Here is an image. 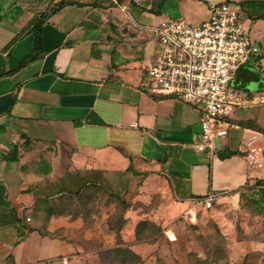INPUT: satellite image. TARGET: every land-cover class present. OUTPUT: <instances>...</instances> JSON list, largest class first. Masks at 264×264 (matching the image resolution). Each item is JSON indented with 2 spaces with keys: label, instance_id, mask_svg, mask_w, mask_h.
Wrapping results in <instances>:
<instances>
[{
  "label": "crops",
  "instance_id": "crops-1",
  "mask_svg": "<svg viewBox=\"0 0 264 264\" xmlns=\"http://www.w3.org/2000/svg\"><path fill=\"white\" fill-rule=\"evenodd\" d=\"M227 1L259 49L232 85L264 92V19L252 21L239 7L264 0H66L49 17L45 56L0 78V264H104L103 251L135 249V236L106 226L104 201L94 199L90 213L83 202L101 192L98 200L115 207L137 179L159 181L174 212L211 194L217 202L240 199L247 182H264V134L239 125L264 130V108L233 112L214 153L199 152L200 109L143 87L145 68L161 50L154 26L168 19L199 24L212 4ZM22 8L19 19H8L13 31L4 30L15 37L48 12ZM29 37L27 57L32 35L5 53L13 39L2 40L0 70L25 58L14 52ZM92 115L104 125L90 124Z\"/></svg>",
  "mask_w": 264,
  "mask_h": 264
},
{
  "label": "rangeland",
  "instance_id": "rangeland-1",
  "mask_svg": "<svg viewBox=\"0 0 264 264\" xmlns=\"http://www.w3.org/2000/svg\"><path fill=\"white\" fill-rule=\"evenodd\" d=\"M53 2L8 0L0 9V44L2 40L14 39L15 33L11 35L4 30L13 29L7 26L8 19H19L22 7L43 11L50 9ZM240 19L244 26L242 17ZM32 43L31 37L23 41L14 56L24 58L32 49ZM215 144L219 141L215 140ZM145 178L137 179V188L127 190L118 198L115 207L107 200H98L101 192L83 202V209L89 213L95 210L96 201L105 202L110 213L106 226L109 230L121 228L127 238L135 236L137 247L132 251L141 259L140 264H264V209L254 206L251 200L259 199L253 196L257 189L246 191L242 199L216 202L209 210L197 207L192 215H187L191 205L186 210L174 212L176 202L166 194L161 183L155 180L147 183ZM94 199L97 200L94 202ZM168 232L175 234V240L168 239ZM100 257L104 264H120L124 259L109 250L101 252Z\"/></svg>",
  "mask_w": 264,
  "mask_h": 264
},
{
  "label": "built area",
  "instance_id": "built-area-1",
  "mask_svg": "<svg viewBox=\"0 0 264 264\" xmlns=\"http://www.w3.org/2000/svg\"><path fill=\"white\" fill-rule=\"evenodd\" d=\"M240 18L233 4L221 2L212 4L209 18L199 24L168 19L154 29L161 50L145 68L143 87L153 96L200 109L199 152L214 153L215 140L228 134L226 119L233 112L264 108V92L245 94L232 85L241 67L259 54ZM217 200L213 194L194 199L187 215L197 207L209 210ZM167 237L176 238L172 232Z\"/></svg>",
  "mask_w": 264,
  "mask_h": 264
},
{
  "label": "trees",
  "instance_id": "trees-1",
  "mask_svg": "<svg viewBox=\"0 0 264 264\" xmlns=\"http://www.w3.org/2000/svg\"><path fill=\"white\" fill-rule=\"evenodd\" d=\"M121 1V0H118ZM166 0H164L165 2ZM227 3L233 4L230 1H227ZM68 2L66 0H61L59 3L55 4L52 6L50 9H48V12H42L39 15H36L28 24L27 28L21 32L18 36H16L4 49L3 52L5 53L8 51L24 34L25 35H32L34 37V49L32 53H30L27 57H25L21 61H14L15 64L14 66H11V68L8 71L5 70H0V78L3 77H10L14 75L15 73L21 71L25 67H27L29 64L38 61L39 59L43 58L47 51L44 49L42 41H43V28L45 24L47 23L49 17L51 15H54L58 13L61 9H63ZM240 10L244 13L247 14V16L252 20V21H258L261 19H264V2H256V1H249V2H241L239 3ZM156 14H159V11H154ZM1 19V16H0ZM90 124H96V125H104L102 120L95 116L92 115L90 120ZM239 125L241 126H249L251 129L261 132L264 134V130L257 126V125H252V124H246L243 122H239ZM17 148L11 154L16 153ZM235 153H230V155H234ZM7 159H10L9 156ZM132 169V168H130ZM245 192L252 190V189H257L255 190V193L253 196H259V199L251 198L252 203L254 206H257L261 210L263 208V203H264V182L262 180H257L254 182V184H251L250 181L246 183L245 187ZM245 192L241 194V199L243 198ZM109 252H112L116 257L118 258H128L130 257V260H122V263L120 264H140L141 259L139 256L134 253L131 249L126 248V247H121V248H116L114 250H109Z\"/></svg>",
  "mask_w": 264,
  "mask_h": 264
}]
</instances>
